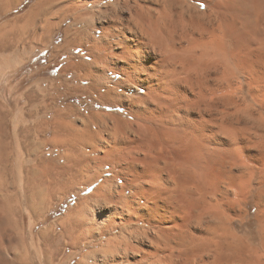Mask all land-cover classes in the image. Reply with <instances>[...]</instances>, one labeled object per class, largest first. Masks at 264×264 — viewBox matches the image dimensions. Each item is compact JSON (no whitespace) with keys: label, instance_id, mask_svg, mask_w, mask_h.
I'll list each match as a JSON object with an SVG mask.
<instances>
[{"label":"bare ground","instance_id":"1","mask_svg":"<svg viewBox=\"0 0 264 264\" xmlns=\"http://www.w3.org/2000/svg\"><path fill=\"white\" fill-rule=\"evenodd\" d=\"M16 1L0 0V14ZM68 16L73 21L54 51L81 47L85 53L71 55L62 70L80 69L87 89L99 90L107 105L123 106L128 117L92 111L78 124L65 111L54 121L51 142L84 146L81 172L88 185L97 183L79 200L76 220L109 209L81 234L87 240L106 236L104 257L99 261L100 252L90 250L79 264H89V257L93 264H264V223L260 240L232 229L236 194L217 169L219 162L229 164L224 178L232 181L233 168L244 175L261 155L250 150L252 126L246 131L235 123L252 125L249 120L264 112V0H37L0 27V51L13 41L24 43L25 56L46 46ZM244 82L252 96L246 105L238 94ZM44 124L27 134L46 133ZM26 140L28 151L48 143ZM8 145L0 138V146ZM257 200L264 206L262 193ZM47 202L30 206L37 210ZM181 213L188 217L181 220ZM116 232L121 235H110ZM55 236L47 238L51 248L60 243Z\"/></svg>","mask_w":264,"mask_h":264},{"label":"rangeland","instance_id":"2","mask_svg":"<svg viewBox=\"0 0 264 264\" xmlns=\"http://www.w3.org/2000/svg\"><path fill=\"white\" fill-rule=\"evenodd\" d=\"M36 1H16L14 8L0 14V27L18 16L24 15ZM72 21L73 17L68 16L50 35L49 43L46 46H38L26 56L23 53L25 51L23 42H10L9 46L0 51V138L9 142L7 149L0 146V264H79L83 255L92 250L95 251V249L100 252L97 256L99 261L104 257L101 252V242L107 237L103 236L100 240L88 237L87 240L81 234L86 226L91 225L88 222H95L96 218H104L109 209L108 207L101 210L96 208L94 211L96 214L93 211L85 213V218H81L88 224L84 221L79 224L80 220H76V209H78L76 206L79 200L93 192L97 183L88 185L86 183L88 182L87 175L81 172L84 159L81 152L86 150L84 146L81 151V148H75L80 145L73 141L51 142L55 132L53 128L58 126L54 124V121L60 112L64 113L65 111L70 114V118L67 119L78 124L92 111L118 114L125 119L128 117H126L123 106L107 105L104 100H101L99 90L87 89L90 81L80 78L83 74L80 69L77 72L73 68L62 70L69 62L71 55L82 56L85 53L81 47H68L59 53L54 51L59 44L63 43L64 31ZM8 29H11V26H8ZM95 33L97 35L96 31ZM243 56L242 59L245 60L247 57L245 54ZM248 57L251 58L252 54ZM84 58L87 60L85 56ZM238 76L241 81H244L241 74ZM244 86L246 88H243ZM239 91L238 94L247 99L244 104H250L252 96L249 92V85L244 82ZM29 95L32 97V102L29 100ZM245 105H242L244 110L248 108ZM77 116H81L79 117L81 119H78ZM253 119L249 121H253L255 124L256 121L262 123L263 127L259 123L256 126L253 123L244 126L248 122L235 123V125H242L246 131L251 126L252 129L254 127V131L256 128H258L257 130L262 129L254 133L252 129L248 130L249 135H252L254 145L258 148L253 149L255 148L253 145L254 147L250 149L251 152L258 151L259 153H256L259 155L261 153V155L258 159L254 158L249 161L251 167L244 175L238 176L241 171L233 168L236 178L232 181L229 178H224L227 177L225 176L226 171L230 170V167H226L230 166L229 164L226 165L223 162L224 167L223 163L219 162L217 169L221 179L228 180V185L236 194L233 201L235 211H232L233 217H231V227L234 225L232 229L234 231L237 229V234L257 237L260 240V225L264 223L262 221L264 206L258 203L257 194L262 193L264 196V159L262 157V153L264 155V112L262 119L258 120L257 118L256 121ZM39 121L45 122L46 126L44 124L43 128L47 127L46 133L41 132L37 136L27 134L30 127L40 124ZM108 121L110 125L113 122L110 118ZM246 121L248 120L246 119ZM49 123H52V126ZM242 127L240 128L242 129ZM254 136L260 138L256 140ZM28 137L37 141L42 139L48 143L40 147L37 146L38 149L35 147L34 150L28 151V142H25ZM219 137L223 138L224 136ZM260 140L262 141L259 142ZM257 144L260 146L258 147ZM45 197L48 202L43 207L41 206L37 210L31 209L32 202L38 203ZM187 217L186 214H180L181 220ZM67 227L69 228L67 229ZM64 228L67 229L65 237L61 235L64 234ZM41 232L47 235L43 236ZM117 232L110 235L116 237L118 233H121ZM67 234L70 235L67 236ZM124 234L126 235L125 231L122 232V235ZM49 235L60 236L61 238L58 237L60 243H54L51 248L50 242L47 240ZM62 236L64 240H62ZM66 236L72 238L67 239ZM65 238L70 241L71 245L65 247ZM71 241L75 244H72ZM48 249L49 251H47ZM52 250L54 251L53 255L51 254ZM49 255L52 257L50 258ZM132 256L134 260L136 255ZM88 262L93 264L95 260L89 257Z\"/></svg>","mask_w":264,"mask_h":264}]
</instances>
